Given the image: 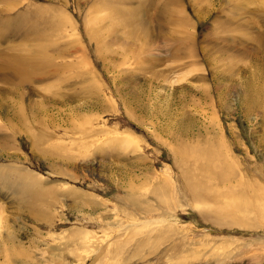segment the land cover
Listing matches in <instances>:
<instances>
[{
  "label": "rangeland",
  "instance_id": "obj_1",
  "mask_svg": "<svg viewBox=\"0 0 264 264\" xmlns=\"http://www.w3.org/2000/svg\"><path fill=\"white\" fill-rule=\"evenodd\" d=\"M0 264H264V0H0Z\"/></svg>",
  "mask_w": 264,
  "mask_h": 264
},
{
  "label": "bare ground",
  "instance_id": "obj_2",
  "mask_svg": "<svg viewBox=\"0 0 264 264\" xmlns=\"http://www.w3.org/2000/svg\"><path fill=\"white\" fill-rule=\"evenodd\" d=\"M193 258H194V257H192V259H191V260H194ZM188 260H190V258H189ZM191 260H190V261H191ZM187 262H188V261H187Z\"/></svg>",
  "mask_w": 264,
  "mask_h": 264
}]
</instances>
